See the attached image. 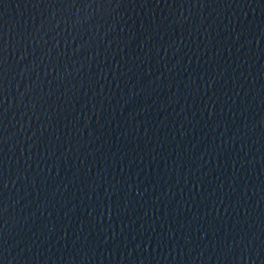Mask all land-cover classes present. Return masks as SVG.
Here are the masks:
<instances>
[{
  "label": "water",
  "instance_id": "1",
  "mask_svg": "<svg viewBox=\"0 0 264 264\" xmlns=\"http://www.w3.org/2000/svg\"><path fill=\"white\" fill-rule=\"evenodd\" d=\"M0 264H264V0H0Z\"/></svg>",
  "mask_w": 264,
  "mask_h": 264
}]
</instances>
